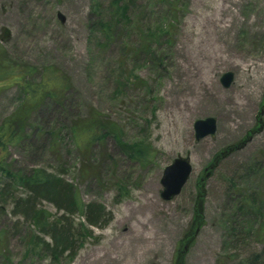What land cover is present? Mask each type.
Wrapping results in <instances>:
<instances>
[{
    "label": "rangeland",
    "instance_id": "obj_1",
    "mask_svg": "<svg viewBox=\"0 0 264 264\" xmlns=\"http://www.w3.org/2000/svg\"><path fill=\"white\" fill-rule=\"evenodd\" d=\"M0 58L8 66L0 68V126L24 95L12 66L55 65L68 79L61 99L45 97L19 143L0 153L3 166L58 174L64 165L83 201L109 212L73 257L53 254L33 236L51 237L15 204L28 193L3 189L0 264H176L197 227L200 193L202 222L183 264H264V0H0ZM228 71L234 82L224 87ZM92 108L117 122L124 141L151 142L156 156L136 162L110 136L90 150L93 177L78 176L68 125ZM209 116L218 129L197 140L194 123ZM52 126L64 127L61 152ZM182 155L191 157L192 175L167 200L162 174ZM38 203L51 219L63 214ZM70 221L82 229L85 217L75 212Z\"/></svg>",
    "mask_w": 264,
    "mask_h": 264
},
{
    "label": "trees",
    "instance_id": "obj_2",
    "mask_svg": "<svg viewBox=\"0 0 264 264\" xmlns=\"http://www.w3.org/2000/svg\"><path fill=\"white\" fill-rule=\"evenodd\" d=\"M108 29V26L104 25L103 30ZM3 58H0V66L7 65ZM12 68V74L9 75H14L13 82L15 81L24 90V95L21 98V105L0 126V153L3 154L9 150L10 146L19 143L20 133L26 126V120L45 97L59 100L68 90L67 77L55 65H46L41 69L31 66L29 70L21 66H12ZM4 72L7 75L8 70L5 69ZM29 73H38L40 79H27ZM56 126H52V131H55ZM63 131L64 127L60 128V131L58 129L54 134H50L54 138L52 146H58L60 152L65 139V136L61 133ZM49 133L51 132L48 130L47 134ZM67 133L72 145H74L72 152L76 164H79L77 174L83 179L93 177L95 173V167L91 165L93 159L92 152H90L91 148L97 144L101 145L110 136H113L124 152L136 162L149 163L157 154L152 143L145 139L136 142L124 141L123 131L118 127L117 122L110 117L108 118L107 115L96 108H92L89 114L81 115L78 119L73 120L68 125ZM219 155H217L212 166L216 165ZM95 158L97 159L96 156ZM2 160L0 157V196L2 198L5 196L3 189L11 195H13L16 188H22L28 193L25 199L16 197L15 204L18 207L19 204H23L25 210L22 214L32 220L36 231L51 237V243L49 244L39 234L33 236L43 240L46 248L51 249L53 254L68 252L70 257H73L79 249V244H82L85 238L91 235L90 228L106 224L108 221L109 212L103 204L96 201L90 203L83 201L80 190L72 182L65 179L66 168H63L64 165H62L58 174L43 167H35L30 171L11 172L3 166ZM201 180H204V178ZM202 195V193L198 195L200 205L196 209L197 226L201 225L202 222ZM39 200L54 203L59 210H63V214L56 220L51 219V214L44 208L38 207ZM252 203L248 202L247 204L252 209L251 211H255ZM75 212L85 217V222L80 223L82 229L75 230L72 221H70L71 214ZM195 229L197 227L193 226V230ZM258 231L259 236L264 237V225L259 226Z\"/></svg>",
    "mask_w": 264,
    "mask_h": 264
},
{
    "label": "water",
    "instance_id": "obj_3",
    "mask_svg": "<svg viewBox=\"0 0 264 264\" xmlns=\"http://www.w3.org/2000/svg\"><path fill=\"white\" fill-rule=\"evenodd\" d=\"M60 20H64V16L59 14ZM235 74L232 71L225 72L221 77V82L224 87H229L234 82ZM195 137L197 140H201L206 136L214 135L218 129L217 118L216 117H206L204 119H198L194 123ZM212 167V165L210 166ZM193 171V164L191 162V157L189 155H182L175 157L170 165H168L162 176V185L164 189L161 191V197L170 200L183 190L185 184L191 177ZM200 229V225L197 226V232ZM193 231H190L187 235L191 237L186 241V245L181 244L178 249V256L176 259V264H183V255L192 244L194 237H192Z\"/></svg>",
    "mask_w": 264,
    "mask_h": 264
},
{
    "label": "bare ground",
    "instance_id": "obj_4",
    "mask_svg": "<svg viewBox=\"0 0 264 264\" xmlns=\"http://www.w3.org/2000/svg\"><path fill=\"white\" fill-rule=\"evenodd\" d=\"M259 66H260L261 68H264L263 64H259Z\"/></svg>",
    "mask_w": 264,
    "mask_h": 264
}]
</instances>
